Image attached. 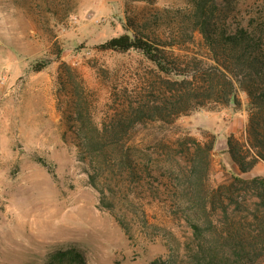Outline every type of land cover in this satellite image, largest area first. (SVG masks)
I'll return each mask as SVG.
<instances>
[{
    "label": "rangeland",
    "instance_id": "1",
    "mask_svg": "<svg viewBox=\"0 0 264 264\" xmlns=\"http://www.w3.org/2000/svg\"><path fill=\"white\" fill-rule=\"evenodd\" d=\"M261 1L243 0L241 15L248 17ZM189 7L186 0H0V264H43L49 252L72 246L84 251L88 264H149L170 252L188 260L185 246L192 240V229L172 207V192L165 187L156 194L151 190L149 183L157 181L150 178L131 193L143 198L146 214L123 204L133 225L129 235L109 210L100 208V193L89 184L78 159L74 133L60 111L57 93L59 67L65 62L93 92L95 118L102 123L118 95L136 88L145 91L159 79L143 53L102 51L96 46L134 31L167 41L199 38L197 32L178 28L168 12ZM174 51L173 60L197 49L185 45ZM39 64L45 66L38 71ZM239 96L240 108L210 104L171 124L140 125L132 141L155 146L158 159L167 157L160 146L166 143L167 152L182 161L174 168L186 171L180 142L186 136L201 142L214 136L209 183L229 182L242 175L224 150L231 134L246 138L248 100L243 93ZM254 175L264 177V162L242 176ZM105 190L111 198L106 185ZM257 264H264V258Z\"/></svg>",
    "mask_w": 264,
    "mask_h": 264
},
{
    "label": "trees",
    "instance_id": "2",
    "mask_svg": "<svg viewBox=\"0 0 264 264\" xmlns=\"http://www.w3.org/2000/svg\"><path fill=\"white\" fill-rule=\"evenodd\" d=\"M186 1L189 8L168 12L173 13L178 28L201 37H167V41L134 31L96 46L102 51L143 53L155 65L158 81L142 92L125 90L98 123L97 99L81 74L64 62L58 73L60 111L73 130L88 182L100 193V208L109 210L127 235L133 225L123 206L141 208L146 214L143 198L131 195L135 189L151 178L157 181V185L149 183L154 194L159 187L172 192V207L193 232L185 246L188 260L170 252L149 264H257L264 258V177L242 175L264 162V0L248 17L241 15L243 0ZM185 45L196 46L197 51L171 59L174 49L182 50ZM183 56L190 60H180ZM44 66L39 64L36 70ZM239 93L248 100L246 138L242 141L231 134L227 152L242 175L229 182L209 183L214 136L207 142L186 136L180 142L186 171L174 168L182 161L167 152L170 146L166 143L160 146L167 157L158 159L155 146L132 141L136 128L149 122L171 124L210 104L240 108ZM105 185L113 193L111 198ZM143 220L147 222L145 216ZM43 264L88 263L84 251L72 246L49 252Z\"/></svg>",
    "mask_w": 264,
    "mask_h": 264
},
{
    "label": "crops",
    "instance_id": "3",
    "mask_svg": "<svg viewBox=\"0 0 264 264\" xmlns=\"http://www.w3.org/2000/svg\"><path fill=\"white\" fill-rule=\"evenodd\" d=\"M224 150H225V152H226V154H228V152H227V146H225L224 147ZM251 173V172H250ZM242 174V173H241ZM247 174V173H246ZM249 174V173H248Z\"/></svg>",
    "mask_w": 264,
    "mask_h": 264
}]
</instances>
